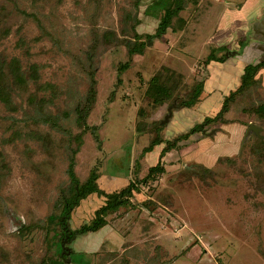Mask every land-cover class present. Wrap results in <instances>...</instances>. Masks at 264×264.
Here are the masks:
<instances>
[{
    "label": "rangeland",
    "instance_id": "1",
    "mask_svg": "<svg viewBox=\"0 0 264 264\" xmlns=\"http://www.w3.org/2000/svg\"><path fill=\"white\" fill-rule=\"evenodd\" d=\"M172 2L0 0V89L10 97L0 100V264H64L63 244L52 239L62 229L51 219L68 196L73 157L80 183L95 168L107 193L141 183L108 226L66 245L70 264H264V69L225 123L206 126L166 155L164 174L142 182L165 144L145 149L215 118L245 66L264 59V47L242 55L264 46V0H193L175 29L120 72L136 35L155 36ZM212 51L228 61L207 66ZM154 77L169 92L161 103ZM199 82L195 105L180 108ZM89 98L86 123L98 141L77 121ZM105 203L89 196L68 228L90 225Z\"/></svg>",
    "mask_w": 264,
    "mask_h": 264
},
{
    "label": "trees",
    "instance_id": "2",
    "mask_svg": "<svg viewBox=\"0 0 264 264\" xmlns=\"http://www.w3.org/2000/svg\"><path fill=\"white\" fill-rule=\"evenodd\" d=\"M190 2H193V0H173L171 7L165 11L164 15L162 16L160 20L159 27L157 29V32L155 36L146 35L145 37H140L139 35H136L137 41L134 43L132 47H130L129 51V57L130 60L125 65H122L120 67V72L127 70L131 64L132 59L136 55H143L146 48L148 47V44L151 40L156 38H162L165 36L169 30L175 29V24L178 23V21L181 18V14L187 9L188 4ZM197 2L195 1L194 4ZM245 45L242 44V48L245 49ZM220 52H225L226 50L224 48L219 49ZM218 51H212L211 55L208 57L206 61V65L210 66L212 63H220L225 64L228 59L229 55L224 54L222 57H217L216 52ZM244 52V51H243ZM243 54V53H242ZM3 67V66H2ZM14 69V78L17 84L24 85L25 80L24 76L22 75L20 69L17 66H12ZM264 69V59L257 62L256 64H247L244 68L243 75L241 76V85L235 92H232L229 96H227L224 100V104L222 106L221 112L215 117V118H207L204 123L198 124L194 126L189 132L181 134L180 136H177L173 141H164L162 138L158 137L155 141L151 143V146H149L147 149H145V153H151L157 146H161L165 144L164 148L162 149L161 155H160V162L156 167H153L149 171V175L142 181L145 184L150 183L151 181L155 180V177L157 175H162L165 173V169L162 165V160L166 157L167 154L178 151L183 148V143L188 142L197 134H202L204 132V128L211 124H216L219 121L226 122L225 121V114H227L230 111L231 103H233L238 96L239 93H242L245 89L249 88L251 85L255 84L256 77L259 74L261 70ZM151 92L152 96L154 98V101L157 103H161L165 98L169 96V92L167 89L161 85L158 77H154L151 81ZM205 86V82H199L196 85V88L192 91L191 97L187 99V101L181 102L179 105L182 109H190L192 108L198 97L201 94L202 89ZM7 90L4 88L0 89V100L8 103L10 97L8 96ZM94 103V98H89L88 104L86 107L81 110L82 112L78 116V125L83 129L84 132L88 129V131H91L92 134L95 135V140L98 141V135L97 131L98 128L94 127L90 129L87 126V113L89 110L93 107L92 104ZM40 107L43 108V105H40ZM45 120L47 122H54L53 119H49V117H45ZM85 128V129H84ZM162 128H158V131L161 132ZM82 139V136L80 137ZM79 141V147L82 145V140ZM264 146V144H261ZM264 148V147H263ZM80 149L76 150L74 155H76L79 152ZM72 163L69 167V173L72 180L71 187L68 192V196L64 195L63 202L59 203V211L60 215L56 216L57 219L54 217L51 219L53 223L57 221V224L59 225L60 229H62L61 236L52 237L53 243L57 240L58 242L61 241L62 244L64 243V240H68V243L73 242L77 236L89 234V233H96L104 229L106 226H108V222L106 218L112 214H116L119 212V210L124 206L128 205L130 199L133 197L134 191L137 189V183H141L140 181H137V183H131L128 187L123 189L121 192H113V193H107L106 191L102 190L99 185V179L101 175L98 173L99 168H95L89 177L83 182L80 183L78 178L75 174L74 169V157L71 159ZM99 195L106 199L105 205L96 212L95 219L92 221L90 225H85L79 230L71 231L68 228V223L71 219V215L74 212V210L79 207L80 203L84 200H86L91 195ZM64 250V249H63ZM70 254H67L65 250L62 254V259L64 261V264H70L68 261H70ZM52 260L49 258H46L43 260L41 264H50Z\"/></svg>",
    "mask_w": 264,
    "mask_h": 264
},
{
    "label": "crops",
    "instance_id": "3",
    "mask_svg": "<svg viewBox=\"0 0 264 264\" xmlns=\"http://www.w3.org/2000/svg\"><path fill=\"white\" fill-rule=\"evenodd\" d=\"M259 7H260V4L258 5ZM259 7H258V13H257V15L258 16H260L261 15V13H260V11H259ZM257 16V17H258ZM260 24V23H259ZM260 25H262V24H260ZM263 27H264V24L262 25ZM252 46H249L248 48L246 47V49L244 50V52H243V54L242 55H246L247 53H249V51H250V49L252 48V47H258L259 49H260V51L262 52L263 50L261 49L262 47H264V46H260L259 44H257V43H254V44H251ZM263 53V52H262ZM216 64H220V63H216ZM223 65V64H222Z\"/></svg>",
    "mask_w": 264,
    "mask_h": 264
},
{
    "label": "water",
    "instance_id": "4",
    "mask_svg": "<svg viewBox=\"0 0 264 264\" xmlns=\"http://www.w3.org/2000/svg\"><path fill=\"white\" fill-rule=\"evenodd\" d=\"M67 244H68V240L66 239V240H64V243H63V249L65 250V252L67 254H70L71 250L69 248H67V246H66ZM68 262H70V261H68Z\"/></svg>",
    "mask_w": 264,
    "mask_h": 264
}]
</instances>
